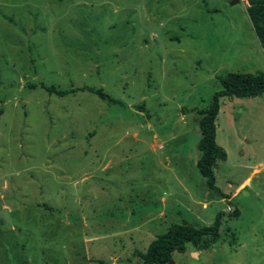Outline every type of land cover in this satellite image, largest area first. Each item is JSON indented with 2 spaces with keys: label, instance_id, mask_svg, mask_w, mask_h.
<instances>
[{
  "label": "rangeland",
  "instance_id": "374dc122",
  "mask_svg": "<svg viewBox=\"0 0 264 264\" xmlns=\"http://www.w3.org/2000/svg\"><path fill=\"white\" fill-rule=\"evenodd\" d=\"M231 1L0 0V264H141L172 224L218 212V241L166 264H264V93L220 98V193L197 168L218 77L264 70Z\"/></svg>",
  "mask_w": 264,
  "mask_h": 264
},
{
  "label": "trees",
  "instance_id": "16d2710c",
  "mask_svg": "<svg viewBox=\"0 0 264 264\" xmlns=\"http://www.w3.org/2000/svg\"><path fill=\"white\" fill-rule=\"evenodd\" d=\"M246 14L252 25L254 34L264 52V0H246ZM221 89L216 91L210 103L205 108L197 109L199 114L198 125L201 137L198 141V149L201 155L197 161V168L205 178L206 185L212 190H220L215 184L214 168L219 161L227 159V152L216 141V120L220 109L221 97H248L264 93V70L254 73L226 72L220 75ZM33 87V85H32ZM49 93L59 96L76 90H88L99 95L108 102L117 103V100L103 93L101 89L92 87H78L70 90H59L55 86L42 85ZM1 113V110H0ZM223 212H218L211 224L196 225L188 221L172 224L163 234L156 236L147 246L145 251L136 254L141 258V264H166L173 258L174 252L184 253L187 245H192L198 250L208 249L214 245L220 237V226ZM231 218H238L240 211L233 207ZM232 239H237L235 233Z\"/></svg>",
  "mask_w": 264,
  "mask_h": 264
},
{
  "label": "crops",
  "instance_id": "0c3cea01",
  "mask_svg": "<svg viewBox=\"0 0 264 264\" xmlns=\"http://www.w3.org/2000/svg\"><path fill=\"white\" fill-rule=\"evenodd\" d=\"M250 177H258V175H257V173H254L253 171H251L250 172V176L246 179V181H244L243 183H241V185L231 194V196H235L238 192H239V190L244 186V185H247V184H249L251 181L249 180L250 179ZM230 196V197H231ZM229 197V198H230ZM228 198V199H229ZM205 205V204H204ZM234 208H235V206H233ZM236 208H238V207H236ZM240 211V210H239ZM162 212H163V210H160L159 211V213H161V215H162ZM241 215V214H240Z\"/></svg>",
  "mask_w": 264,
  "mask_h": 264
},
{
  "label": "built area",
  "instance_id": "2783aa9c",
  "mask_svg": "<svg viewBox=\"0 0 264 264\" xmlns=\"http://www.w3.org/2000/svg\"><path fill=\"white\" fill-rule=\"evenodd\" d=\"M227 210L230 211V210H233V208L230 205H228Z\"/></svg>",
  "mask_w": 264,
  "mask_h": 264
},
{
  "label": "water",
  "instance_id": "95a60500",
  "mask_svg": "<svg viewBox=\"0 0 264 264\" xmlns=\"http://www.w3.org/2000/svg\"><path fill=\"white\" fill-rule=\"evenodd\" d=\"M238 2V0H232L231 1V4H235V3H237Z\"/></svg>",
  "mask_w": 264,
  "mask_h": 264
}]
</instances>
